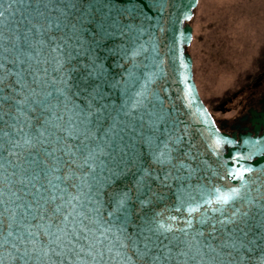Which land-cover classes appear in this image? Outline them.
Wrapping results in <instances>:
<instances>
[{
	"label": "water",
	"instance_id": "water-1",
	"mask_svg": "<svg viewBox=\"0 0 264 264\" xmlns=\"http://www.w3.org/2000/svg\"><path fill=\"white\" fill-rule=\"evenodd\" d=\"M199 1L0 0V264H264V132L223 147Z\"/></svg>",
	"mask_w": 264,
	"mask_h": 264
},
{
	"label": "rangeland",
	"instance_id": "rangeland-1",
	"mask_svg": "<svg viewBox=\"0 0 264 264\" xmlns=\"http://www.w3.org/2000/svg\"><path fill=\"white\" fill-rule=\"evenodd\" d=\"M189 52L200 94L210 104L251 79L264 57V0H200Z\"/></svg>",
	"mask_w": 264,
	"mask_h": 264
},
{
	"label": "flooded vegetation",
	"instance_id": "flooded-vegetation-1",
	"mask_svg": "<svg viewBox=\"0 0 264 264\" xmlns=\"http://www.w3.org/2000/svg\"><path fill=\"white\" fill-rule=\"evenodd\" d=\"M206 103L217 128L235 136L236 145L241 134L251 136L264 132V57L262 63L251 71V79L235 90L226 91L214 103Z\"/></svg>",
	"mask_w": 264,
	"mask_h": 264
},
{
	"label": "snow or ice",
	"instance_id": "snow-or-ice-1",
	"mask_svg": "<svg viewBox=\"0 0 264 264\" xmlns=\"http://www.w3.org/2000/svg\"><path fill=\"white\" fill-rule=\"evenodd\" d=\"M155 6L156 5H154V4L153 5L144 4L143 3V0H140V3L139 4H132L131 5L133 11L139 10L141 8H147V9L151 10V8L152 7H155ZM0 15H2V13H0ZM89 75H91V73H89ZM92 87L93 88H96V87H98V85L93 84ZM11 99H12V97H8V96H5L4 97V100L5 101L11 100ZM17 103H19V102H17ZM87 107L89 109V112L88 113H85V115L90 114L91 104H88ZM81 111L83 112V110H81ZM219 143H220V141H219V139H217V144H219ZM161 156H163V153H161ZM89 158H85V161L84 162L85 163H88V159ZM89 167L91 168V167H93V165H89ZM247 171H250V169H246L245 168L242 171L241 170H233L232 172H230V175L237 176V177H242L243 176V173L244 172H247ZM215 192H216L215 200L217 202L227 203L231 199L232 194H234V193L237 192V189L233 188V189H231V192H229V193H221L219 189H216ZM123 203H124L123 200H119L118 201V206H122ZM208 203H212V201L209 200ZM59 210H60L59 208L56 209L57 212H59ZM191 211H192V209L189 208V212H191ZM109 215H112V213H109ZM244 215L247 216L248 213H244ZM259 215H260V217L262 219L260 220L259 223H253L249 227V230L250 231L252 230V228L264 229V206H261ZM170 219L175 220L176 217H170ZM252 219H253V221H255L256 220V217L254 216V217H252ZM189 226H190V224H189ZM161 227H164V225H161ZM237 231H240L242 234H245V235L247 234L246 232H244V229L243 228H239V229H237ZM10 234L11 233H9V235ZM120 246L121 247H127V245H124L123 243H121ZM231 247L235 248L236 246L235 245H231ZM241 247H243V245H241ZM82 250L83 249L81 248V251ZM69 251H72V249H69ZM109 251H111V248H109ZM91 254L92 253H90V255ZM57 255H62V253H57ZM76 255H77V257H79V253H76ZM117 255H119V253H117ZM142 255H143V257H148L149 256V253L147 251V247L145 248V252ZM96 256H100L102 258L103 257V253L102 252H97L95 255H93L92 264H97ZM9 258H10V260L23 261V264H27V260L30 259V257H28V253L27 252H25L24 255H10ZM158 260H159V257L152 256L150 258V260L146 259L145 262H144V264H155V262L158 261ZM59 264H64V261L63 260L59 261ZM237 264H238V262H237Z\"/></svg>",
	"mask_w": 264,
	"mask_h": 264
},
{
	"label": "trees",
	"instance_id": "trees-1",
	"mask_svg": "<svg viewBox=\"0 0 264 264\" xmlns=\"http://www.w3.org/2000/svg\"><path fill=\"white\" fill-rule=\"evenodd\" d=\"M187 50H189V47H187Z\"/></svg>",
	"mask_w": 264,
	"mask_h": 264
}]
</instances>
